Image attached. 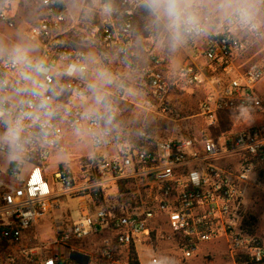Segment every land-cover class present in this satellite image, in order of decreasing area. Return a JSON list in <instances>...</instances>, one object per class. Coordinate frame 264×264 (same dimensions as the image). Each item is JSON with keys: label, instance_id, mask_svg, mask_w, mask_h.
Wrapping results in <instances>:
<instances>
[{"label": "built area", "instance_id": "2783aa9c", "mask_svg": "<svg viewBox=\"0 0 264 264\" xmlns=\"http://www.w3.org/2000/svg\"><path fill=\"white\" fill-rule=\"evenodd\" d=\"M7 3L0 5V22L13 30ZM90 3L70 9L68 0H39L38 19L28 30L27 40L40 46L38 56L52 69L56 115L46 137L38 125L27 129L32 143L26 162L10 161L0 151V264H130L133 251L140 264L141 253L152 264H191L208 245L223 246L234 260L264 262V236L251 226L253 198L264 190V121L200 139L167 138L146 125L118 130L122 115L114 106L110 127L103 119H84L86 109L75 100L92 97L86 81L57 73L81 63L90 48L124 59L138 74V88L149 92L144 110L165 118L171 113L165 71L171 54L148 50V63L132 60L139 57L135 26L144 10L136 0H112L113 11L105 15L98 8L89 11ZM185 47L179 81L210 88L199 112L210 129L221 128L225 115L234 128L264 118V93L258 92L264 83V25L249 31L217 19L207 36ZM245 58L246 64L236 66V59ZM87 67V79L95 80L96 70ZM0 79L15 85L16 70L0 61ZM127 90L124 83L108 94L126 101ZM5 94L11 96L12 87ZM70 134L88 135L92 153L79 159L78 168H59L50 182L48 162L68 153ZM66 197L82 200L81 219L59 215L54 240L43 242L35 228L61 211Z\"/></svg>", "mask_w": 264, "mask_h": 264}, {"label": "clouds", "instance_id": "9594fccd", "mask_svg": "<svg viewBox=\"0 0 264 264\" xmlns=\"http://www.w3.org/2000/svg\"><path fill=\"white\" fill-rule=\"evenodd\" d=\"M147 15L149 27L156 31L157 42L169 51H176L189 40L207 36L214 20H226L241 28L254 31L264 25V0H136ZM84 0H68V7L77 8ZM98 8L102 14L113 11L112 0H91L89 11ZM38 46L24 37L15 42L0 38V61L16 70L15 85L0 79V151L10 161L26 162L32 137L27 135L30 126L38 125L41 135L56 115L51 107L52 96L57 94L49 75L51 66L36 55ZM94 61L91 54L83 55L82 62L70 64L58 76H78L86 81L94 106L83 113L84 119H103L105 126L113 123L111 106L104 89L115 81L106 68L96 70L95 80L87 79L88 64ZM12 87V95L6 91ZM62 90V89H61ZM51 93L52 95H48ZM18 98V99H16ZM104 109V114L99 108ZM30 122V123H29Z\"/></svg>", "mask_w": 264, "mask_h": 264}, {"label": "rangeland", "instance_id": "374dc122", "mask_svg": "<svg viewBox=\"0 0 264 264\" xmlns=\"http://www.w3.org/2000/svg\"><path fill=\"white\" fill-rule=\"evenodd\" d=\"M37 0H19L16 4V10L18 12V19L16 22V29H9L6 25H2L0 22V38H3L5 42H15L18 38L23 37V33L29 30L37 21L36 15ZM143 14V13H142ZM140 15L141 22L138 23L135 32L136 52L141 56L142 63L147 62L148 50L161 53L167 52L172 56V61L169 63L168 68L165 70L168 73L170 92L168 97V107L170 108V114L167 118L160 116L159 114H153L144 110L141 106L148 96L149 92L142 91L135 85L136 76L130 75L126 68H123L122 62L113 54L108 53L106 56L107 70L113 73L115 81L112 85L107 86L104 91L107 93V99L109 104L119 108L122 116L133 117L135 128L142 125L150 127L152 130L157 131L162 136L167 138L192 136L196 138H206L210 136H218L223 132L237 131L240 129L248 128L253 125L262 123V120L244 121L237 128L231 127L228 123L229 116H224V122L221 128L216 130L210 129L205 118L199 116L201 102L205 100L208 94L211 92L209 87L195 88L188 87L180 82V73L187 59L185 45L177 49L176 51H169L165 47H161L157 42L156 31L149 27V21L147 16ZM147 34V35H145ZM96 52V50H94ZM245 58L243 60V66L249 60ZM173 70H169L171 67ZM68 65H65L66 68ZM247 66V65H246ZM219 74V72H218ZM78 77V76H74ZM131 82L130 90H127L126 99L132 103H126L118 97L110 96L108 93H114L125 82ZM264 83L258 88V92L262 93ZM75 103L84 109L94 106V101L91 98L86 101L79 99L75 100ZM179 115L178 119L176 116ZM78 140H82L79 142ZM65 143L68 148L66 154H54L50 158L47 165V176L51 182L54 178V174L57 170L66 164L72 167L78 168V161L82 156H88L92 153L90 144V138L88 135H67ZM65 200V198H64ZM251 216L252 221L255 219V232L264 236V190L258 191L251 204ZM254 218V219H253ZM38 232V237L43 242L50 243L54 239L53 231L45 225L41 224L35 228ZM80 249L86 248V246ZM140 260L142 264H152L148 255L141 253ZM191 264H237L236 260L231 258L225 251L223 246L208 245L204 248L200 254L192 261Z\"/></svg>", "mask_w": 264, "mask_h": 264}, {"label": "crops", "instance_id": "0c3cea01", "mask_svg": "<svg viewBox=\"0 0 264 264\" xmlns=\"http://www.w3.org/2000/svg\"><path fill=\"white\" fill-rule=\"evenodd\" d=\"M19 0H11V1H8L7 5L8 7L10 8L9 10L11 11V15L14 17V21L15 23L17 22V19H18V12L16 10V4ZM38 3H39V0H37V7H36V15L39 16V13H40V10H39V6H38ZM38 19V17H37ZM4 23H2L3 25ZM6 25V24H4ZM31 27V26H30ZM16 29V28H15ZM13 29V30H15ZM27 33H28V30L24 31L23 33V37L27 40ZM38 46V45H37ZM90 51V54L94 57V61L91 63L92 67H94V70H97L98 68H107V65L105 64V62L107 61L106 60V54H102V53H97L94 51V49L90 48L89 49ZM186 54H187V51H185ZM41 53V48L40 46H38V52L36 53V55H39ZM139 55V54H138ZM243 60L242 59H236L235 61V64L236 66H240L242 63ZM124 68V67H123ZM65 69V67H64ZM127 69V68H126ZM174 68L171 67L169 68V70H173ZM128 73L130 75H133V76H136L137 79H136V82H135V85H138V74L136 72H131L127 69ZM131 82L130 80L125 82V86L128 88V90H130L131 88ZM262 88V93H264V88ZM126 103H132L134 104L133 102H130L129 100H126L125 101ZM110 106H112L110 104ZM103 109L102 107L99 108V110ZM133 117H129V116H126V119H125V116H122V120H120L117 124V128L118 130H131L133 128H135V126L137 125H134V121H133ZM258 120H262V122L264 121V118H259ZM82 142V141H81ZM82 200L80 199H72V198H69V197H66L65 200L64 198L60 200V203H61V211L58 210L56 212L53 213V215L51 217H48L44 220H42L39 225L43 224L50 228L52 231H53V234H54V237L53 239L55 238V225H54V221L56 218H58V216L60 215H64L63 213H65V219L68 220V221H71V222H76L78 220L81 219V210H80V203H81ZM38 225V226H39Z\"/></svg>", "mask_w": 264, "mask_h": 264}, {"label": "trees", "instance_id": "16d2710c", "mask_svg": "<svg viewBox=\"0 0 264 264\" xmlns=\"http://www.w3.org/2000/svg\"><path fill=\"white\" fill-rule=\"evenodd\" d=\"M8 1H11V0H2V3L0 5H5ZM142 15L147 16L145 12H143ZM139 22H141V21H140V19L138 17L137 18V23H136V26H135V30H136V27H137V25H138ZM145 35H147V34H145ZM139 57L141 58V56H139ZM139 57H137L136 59L135 58H132V60L137 61L138 64H139V66H141L140 63H142V61H141V59ZM125 61H127V60H125ZM122 62H123L122 63L123 67L126 68L124 59H122ZM207 74H208V76H212L211 72H209V71H207ZM254 225H255V219L253 220V223H251V226H254ZM79 245L81 247H84V244H78V246ZM236 263L237 264H264V262L256 263V262L251 261L249 258L244 257V256H238L236 258ZM130 264H140L139 263V256H138L137 252H135V251L131 252V254H130Z\"/></svg>", "mask_w": 264, "mask_h": 264}, {"label": "water", "instance_id": "95a60500", "mask_svg": "<svg viewBox=\"0 0 264 264\" xmlns=\"http://www.w3.org/2000/svg\"><path fill=\"white\" fill-rule=\"evenodd\" d=\"M73 259L75 260V258L73 257Z\"/></svg>", "mask_w": 264, "mask_h": 264}]
</instances>
